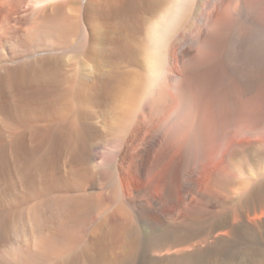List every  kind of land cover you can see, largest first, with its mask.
<instances>
[{
    "label": "bare ground",
    "instance_id": "obj_1",
    "mask_svg": "<svg viewBox=\"0 0 264 264\" xmlns=\"http://www.w3.org/2000/svg\"><path fill=\"white\" fill-rule=\"evenodd\" d=\"M258 12L249 0H0V41L8 44L0 51V124L9 125L3 117L17 113L14 107L28 108L27 119L55 123L32 126L12 142L21 147L31 134L41 138L51 132L61 144L54 158L22 161L1 173V202L19 188L14 201L20 205L30 195H42L20 210L1 207L0 264H22L12 253L28 233L37 247L32 263L45 262L69 232L65 217L89 213L116 195L118 205L74 248L63 244L70 252L51 264H134L146 252L160 254L161 239L169 240L165 252L188 242L194 134L177 127L180 117H191L192 97L182 83L200 53L197 42L216 26L226 32L224 61L236 82L249 87L263 77L264 15ZM110 128H116L109 132L113 148L94 165L108 181L106 190L53 195L67 174L76 184L84 178ZM205 139L213 142L209 156L223 148V136ZM7 146H1L0 160ZM179 154L185 160L182 176L176 171ZM176 186L186 187L184 216L169 214L171 226L160 232L165 224L160 208L174 200ZM51 214L65 220L45 233Z\"/></svg>",
    "mask_w": 264,
    "mask_h": 264
},
{
    "label": "rangeland",
    "instance_id": "obj_2",
    "mask_svg": "<svg viewBox=\"0 0 264 264\" xmlns=\"http://www.w3.org/2000/svg\"><path fill=\"white\" fill-rule=\"evenodd\" d=\"M249 1L257 3L258 14L263 16L264 0ZM225 43L226 32L223 28L216 26L210 29L203 40L197 42L196 47L198 53H200L196 54L194 65L187 71V76L183 80L185 82L182 83L190 91V97H192L190 104L191 117L188 119L180 117L177 127L181 133L191 131L194 134L191 155L188 161L191 173L190 180L195 183L192 198H187L189 202L194 199L193 209L188 218L192 223L189 241L184 242V240H181L180 243L175 244L177 247L175 245L170 247L169 250L175 249L174 251L169 252L168 250L165 252L164 250L168 249L166 244L169 240L167 238V240L161 239L159 242L161 243L160 254L157 252L155 255L148 251L149 254L146 252L143 257L145 260L143 259V261L141 258L135 261L137 264H234L236 262L238 264H264V75L249 87L236 82L224 61ZM7 48L8 44L1 40L0 51L6 52ZM14 109L18 110L17 113H8L9 116L3 117L4 123L9 125L0 124V129L8 131L6 136L0 134V148L2 149L4 145H8V149H6L8 152L5 153V150L0 160V177L1 173L12 170L11 167L22 161L28 162L40 158L48 160L54 158L55 155L57 156L61 150L58 138L51 132L41 138L31 134V137L21 147L18 146L19 144L12 142L16 135L32 126L55 123L40 119L31 121L27 119L28 108L20 111V106H16ZM23 119H25L24 123ZM14 121L17 124L18 121L21 122V125L13 124ZM115 131L116 128H110L107 130V134H104L103 141L100 142V146L96 151L97 156L89 160L88 173L84 178L76 181L78 183L76 184L72 182L74 179L71 178V175L67 174L66 177H68H65L64 182L67 183L68 181V184L59 179L61 184L58 186L60 189L55 186L56 189H52L55 192L53 195L76 196L88 194L92 191L103 192L106 190L108 181L104 180L103 175L98 173L100 169L95 168L94 165L100 160L102 153H107L113 148L114 141L110 139V133H115ZM208 135L223 136L225 138L223 143L225 152L222 148L217 154L209 156L208 149L213 142L205 139ZM9 145H12V147H9ZM14 148L15 150H13ZM176 162L179 164L176 166L177 174L182 176V168L185 165L183 156L179 154ZM219 176L222 179L218 178ZM70 178L72 181L69 182ZM142 180L144 181V179H141V182ZM61 185L63 187L66 185L64 191ZM185 188L176 186L174 200L162 204L160 212L164 216L165 224L163 223L160 226V232L171 226L170 222L173 220L174 215L168 218L169 214H176L177 217L184 216V202L187 201H184ZM21 190L19 188L17 191L21 193ZM60 190L63 193H60ZM153 190L150 188L152 194L155 193ZM17 191L14 192V195L8 194L7 200L0 201V209L11 206L20 210V208H26L28 205L38 202L41 199L39 195H42L36 196V194H33V197L30 195L20 205V203L17 204L14 201L16 200ZM113 197L107 199L102 205L95 207L89 213H83L79 217L71 215L65 217L67 223L64 228L69 232H66L63 244L67 247L69 244V248H74V245L85 239L89 231L118 205L121 196L116 195V197ZM119 197L120 200H118ZM8 200L10 203L6 202ZM52 214H56L55 211ZM52 214L50 223L44 227L45 233H48V231L49 233L55 232L56 227L65 220L63 216L52 219ZM27 235L28 240H26V237L19 240V245L12 253L13 255H19H16L19 263L25 264L26 262L28 264L30 261L29 264H51L70 252V249L68 250L66 246L60 243V248L57 246L54 250H49L50 255L48 254L45 262L32 263L34 257L32 255L36 253L34 249H37V247L33 248V246H36L32 241L33 238L29 233ZM39 239H43V236L41 235ZM24 245L27 247L24 248ZM27 248L30 249V252L29 249L26 250ZM27 251L29 254L32 252L31 256H27L29 255ZM231 258L233 259L231 260ZM153 259L156 261H152ZM135 262L134 264H136Z\"/></svg>",
    "mask_w": 264,
    "mask_h": 264
}]
</instances>
